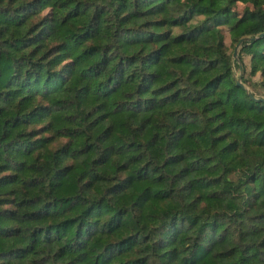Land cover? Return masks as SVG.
<instances>
[{
  "label": "trees",
  "instance_id": "obj_1",
  "mask_svg": "<svg viewBox=\"0 0 264 264\" xmlns=\"http://www.w3.org/2000/svg\"><path fill=\"white\" fill-rule=\"evenodd\" d=\"M223 26L264 0H0V264H264V101ZM238 56L264 88V35Z\"/></svg>",
  "mask_w": 264,
  "mask_h": 264
},
{
  "label": "rangeland",
  "instance_id": "obj_2",
  "mask_svg": "<svg viewBox=\"0 0 264 264\" xmlns=\"http://www.w3.org/2000/svg\"><path fill=\"white\" fill-rule=\"evenodd\" d=\"M244 5H245V3H243V2H237L236 5L234 6V9L239 14H241L242 11H243ZM222 28H223L225 43H226V45L228 47V50L232 53L236 43L235 44L231 43V39H230L228 30H227V26H223ZM243 59H244V62H245L246 70H244L243 67H242V72H241L242 75L241 76H243V75L247 76L248 75V70H249V67H250L249 57L248 56H243ZM238 73H239V70H236V74H238ZM260 77H261V75L258 72V73H256V75L253 76V79L259 80ZM244 83L250 88V90H253L256 95L264 96V88L263 87H261V86H252L251 84H248L246 82H244Z\"/></svg>",
  "mask_w": 264,
  "mask_h": 264
},
{
  "label": "water",
  "instance_id": "obj_3",
  "mask_svg": "<svg viewBox=\"0 0 264 264\" xmlns=\"http://www.w3.org/2000/svg\"><path fill=\"white\" fill-rule=\"evenodd\" d=\"M263 35H264V30L254 34V35H245V36L240 37L239 40L237 41V43L235 44L234 50L232 52L233 59H235L238 62V64H239V73L237 74V76L235 78L236 84H238L241 87H243L253 99L260 100V101H264V96L255 95L252 92V90H250V88L242 81L241 72H242V67L243 66H242V63L239 60L238 53H239V50H240L241 45H242L243 42L259 38V37H261Z\"/></svg>",
  "mask_w": 264,
  "mask_h": 264
}]
</instances>
